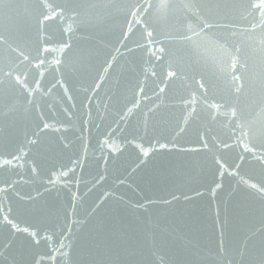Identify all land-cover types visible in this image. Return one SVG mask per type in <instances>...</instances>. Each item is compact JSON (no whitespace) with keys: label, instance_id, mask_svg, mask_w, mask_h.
<instances>
[{"label":"water","instance_id":"1","mask_svg":"<svg viewBox=\"0 0 264 264\" xmlns=\"http://www.w3.org/2000/svg\"><path fill=\"white\" fill-rule=\"evenodd\" d=\"M0 264H264V0H0Z\"/></svg>","mask_w":264,"mask_h":264}]
</instances>
